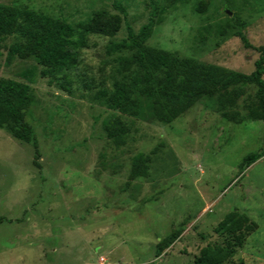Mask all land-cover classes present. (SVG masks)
Listing matches in <instances>:
<instances>
[{
    "label": "rangeland",
    "instance_id": "374dc122",
    "mask_svg": "<svg viewBox=\"0 0 264 264\" xmlns=\"http://www.w3.org/2000/svg\"><path fill=\"white\" fill-rule=\"evenodd\" d=\"M0 2L72 23L103 11L122 18L116 36L90 34L76 67L58 78L43 76L34 56L10 53L16 35L5 39L0 80L31 86L26 119L40 154L35 163L33 146L0 128V264H195L203 247L222 243L214 229L235 209L258 229L224 264H264V156L241 168L264 145V121L230 122L203 99L166 123L148 110L123 115L99 97L122 76L108 46L127 36L126 23L135 31L146 24L154 2L166 13L149 45L251 74L264 46V0ZM238 18L253 47L236 35ZM113 116L131 126L120 145L105 129ZM139 152L149 155V172L132 178ZM176 229L178 240L158 253L157 244Z\"/></svg>",
    "mask_w": 264,
    "mask_h": 264
},
{
    "label": "trees",
    "instance_id": "16d2710c",
    "mask_svg": "<svg viewBox=\"0 0 264 264\" xmlns=\"http://www.w3.org/2000/svg\"><path fill=\"white\" fill-rule=\"evenodd\" d=\"M171 5L185 0H166ZM115 7L126 19L122 3ZM166 9L159 2L152 4L149 20L138 31L126 23L127 36L108 46L116 54L121 78L111 89H103L99 97L110 109L123 115L143 117L147 111L156 119L171 123L195 103L206 101L226 120L242 123L245 120L264 121V46L251 74L204 63L193 57H182L148 44ZM122 18L107 11L98 12L88 20L77 23L44 12L0 2V57L7 36L16 35L19 42L12 45L11 54L22 58L34 56L43 66L45 77L66 76L79 62V50L88 46L90 34L114 37L120 30ZM236 35L245 47H253L246 32V23L238 18ZM63 78L62 86L67 81ZM34 94L29 84L14 79L0 80V128L33 146L35 163L39 157V142L34 128L26 119ZM107 136L120 145L129 135L131 126L119 116L105 122ZM264 156V145L247 154L241 168ZM149 155L143 152L133 157L132 178L147 176ZM258 229L256 221L244 212L232 210L217 224L214 231L223 237L222 243L208 244L195 257V264H224L234 257L248 238ZM181 233L176 229L165 236L156 247L158 253L174 244Z\"/></svg>",
    "mask_w": 264,
    "mask_h": 264
},
{
    "label": "water",
    "instance_id": "95a60500",
    "mask_svg": "<svg viewBox=\"0 0 264 264\" xmlns=\"http://www.w3.org/2000/svg\"><path fill=\"white\" fill-rule=\"evenodd\" d=\"M225 12H226L227 14H229V15L232 14V12H231L229 9H225Z\"/></svg>",
    "mask_w": 264,
    "mask_h": 264
}]
</instances>
